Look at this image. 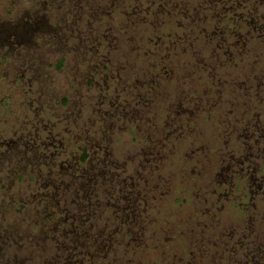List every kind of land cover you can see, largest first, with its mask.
<instances>
[{
    "label": "rangeland",
    "instance_id": "rangeland-1",
    "mask_svg": "<svg viewBox=\"0 0 264 264\" xmlns=\"http://www.w3.org/2000/svg\"><path fill=\"white\" fill-rule=\"evenodd\" d=\"M96 1L101 8L107 7L109 14L105 11L95 16L84 6L79 17L69 19L57 33L59 45L53 42L45 47L37 39H25V50L15 48L12 59L0 60V71L9 74L5 82L0 72V264H62L61 259L74 250L87 255L80 254L78 264H264V79L252 78L255 67L251 65V74L245 77L250 88L262 90L250 94V107L236 100L223 107L213 108L211 103L210 109L186 97L183 105L189 111L172 118L177 98H190L194 87H173L168 82L155 85L160 80L152 73L153 61H144L139 53L140 45L152 47L143 37L148 27L119 11L111 13L110 0ZM115 2L119 10L127 4V0ZM255 2L264 11V0ZM141 29H145L142 34ZM87 31L98 32L96 42L106 38L113 44L110 61L125 67L129 72L125 78H118L116 69L107 64L98 67L88 53L90 39L82 40ZM107 33V37L101 36ZM255 39L251 37L252 42ZM250 51V64L257 52L262 54L259 61L264 68V44L253 43ZM17 55L20 61L14 59ZM63 55L66 60L59 69L57 61ZM99 57L105 61V56ZM243 66L237 68L246 73ZM135 81L150 91L156 87L142 95L153 102L137 108L132 105L131 113L116 108L115 97L121 94L118 89L132 91L125 101L140 95L131 88ZM174 90L180 96L169 100ZM202 91L206 97L212 93ZM109 95L114 100L110 101ZM230 95L234 99L240 96ZM166 100L172 104L165 115L162 103ZM243 107L250 110L246 123ZM107 109L111 119L115 120L117 114L113 118L112 113L119 111L126 120L121 126L124 129L119 121H113L120 124L116 131L120 142L116 139L112 148L117 172L116 167L110 172L93 167L95 179L102 175L99 184L81 175L89 169L88 163H79V172L62 173L73 143L83 132L90 134L99 125L108 124L109 119L105 122L97 117ZM217 116L220 123L214 119ZM76 119L79 122L70 126ZM235 121L236 129H232ZM43 123L48 125L43 127ZM174 135L179 142L172 139ZM22 137H27V143ZM59 140L65 144L60 153ZM48 149L56 152L52 160L47 157ZM173 149L179 155L176 160H172ZM96 150L93 146L90 163L98 165ZM36 151L40 155L34 161ZM21 155L28 157L26 162L22 163ZM88 182L104 189L116 183V190L132 184L131 207L116 213L104 204L95 207L94 202L89 208L79 197ZM96 192L101 195L103 190L97 188ZM44 193H58L59 208L47 209L53 214L50 219L41 206ZM95 197L103 201L105 195ZM24 203L27 206L21 209ZM80 232L88 237H79Z\"/></svg>",
    "mask_w": 264,
    "mask_h": 264
},
{
    "label": "trees",
    "instance_id": "trees-1",
    "mask_svg": "<svg viewBox=\"0 0 264 264\" xmlns=\"http://www.w3.org/2000/svg\"><path fill=\"white\" fill-rule=\"evenodd\" d=\"M110 2L113 4V7H115L113 8L110 6L112 7L111 13H115V10L116 12L119 11L118 14L125 15L126 18H132V21L140 22L148 27V29H146V31L148 30V34L143 37L149 43H152V47L147 48L146 45H140L139 53L144 61H151V59L153 61L152 73H154V75L156 74L155 76L160 80L158 83L154 84L158 85L160 82H168L171 83L173 87L174 85L178 86L179 84H181V87L183 84L188 87L189 85L194 87L191 91L190 98L186 95L184 97H182L183 95L180 96L179 91L176 90H174V92L172 91L173 93H169V100L173 99V97L177 98L180 96L177 98L178 104L176 105V110H174L172 114V118L175 117L176 119L177 116H179V113L189 111L187 107L183 105V102H185L187 98V100L195 102L198 106L201 104L208 108L211 103L213 108L215 106L223 107L224 104L231 106V103H234L236 100L238 103H244V105L247 104L248 107H250V94L259 93L261 87L250 88V80L249 78H246L245 75L250 76V74L253 73L252 78H254V80L260 81V79H264V68L260 67L261 65L259 61L262 54L260 56L257 52L254 53L255 58L253 57V62L250 64V58L252 56V54L250 55V49L253 43L258 44L259 42H262V44H264V11L261 12L259 10L255 0H127V4L121 6V10H119V3L115 2V0H110ZM121 2L122 1H120V3ZM122 4L123 2L121 5ZM79 6H81V8ZM84 6L88 11L95 14V16H99L102 12L105 13V11L109 14V12H107V7L101 8L96 0H0V60L12 59L15 48L25 50V39H33V41L34 39H37L38 43L45 47L53 42L58 44L59 40L57 41L56 36L57 33H60L62 30V27L64 26L63 24L69 21V19H77L79 13H82V7ZM144 30L145 29H141V34ZM78 31L80 32L81 30ZM86 33L88 35L83 34L84 37H82V40L90 39L88 53L91 54V57L94 56L92 57L93 60L98 65L107 64V66H110V69H116L117 77L125 78L129 73L125 71V67L121 68L123 65L113 64V61H110L112 58L111 48L113 49V44L107 41L106 38L105 41L96 42L94 38L97 39L100 36L97 31H87ZM108 33H110V31ZM108 33L101 36L107 37ZM250 34L252 35L250 36ZM252 36L256 38V41H251ZM45 37H50L52 39L49 40ZM78 38L80 37L78 36ZM101 46L104 48H101ZM105 48L110 50L107 49V51ZM18 56L20 59H18ZM99 56H105V61L102 62ZM223 56L225 57L224 60L221 59ZM14 59L20 61L21 57L20 55H17ZM65 60V55H63L57 61V67L59 69L63 68ZM242 65L246 66L247 69L245 71L247 74L244 70H238L237 67H242ZM251 65L255 67V69L253 71L251 70L250 73ZM101 66L102 65L98 67ZM262 66L264 67V65ZM0 72H3V70ZM3 73L4 80L7 82L8 80H6V78L9 74L5 72ZM241 77H245V79L243 80ZM92 79L93 78H91V80ZM136 81L135 85L133 84L131 88L133 87V90L137 89L140 95L132 97L130 101H125L129 99L128 97L130 95H132V91L125 90L124 92L123 89H118L121 93L115 97V101L118 100V104L113 102L118 105L116 108L120 109L123 107V110L125 109L127 113H131L132 105L137 108V106L141 107V105H144L145 103L147 105V101H152V98L145 101L146 99L142 95L151 92L156 87L150 88V91L145 84ZM154 84L151 85L155 86ZM236 85L239 87L234 88ZM107 87L108 89L110 88V86ZM250 89H253V91L251 90L250 92ZM202 90L211 91L212 93L209 94V96L212 97V99H210L209 96H204ZM255 90L256 92H254ZM231 93H237V97L238 94H240L241 97L239 96V98L235 99L231 98ZM227 97H229V99ZM112 98H114V96L109 95L110 101L114 100ZM64 101L66 102L67 99H64ZM166 101V103H162L163 114L165 115L168 114L167 110H170L172 104L170 101ZM204 101H206V106ZM123 105H126V108ZM109 107H112V104H110ZM243 109V111H246L244 112L243 120L246 123L247 117H249L250 120V110H247L245 107H243ZM215 110L220 109L217 108ZM247 112L249 113L248 116ZM230 113L232 114L231 111ZM251 113L252 115H255L254 112ZM112 114H114L113 118L114 116L116 117L117 114L115 120L111 119V112H108V109L107 112L98 114L97 117L100 119L99 121L106 122V120L109 119L110 121L108 124L104 122L105 125H99L100 127L92 129L90 134H87V131H84L82 135L83 137L73 143V153L68 160L64 162V167L61 165V168L63 167V170L61 171L62 173L68 171H71L72 173L77 172L81 166L79 163H88L87 165L89 169L85 172H81V175L85 179H88L89 182H92L96 176L95 168L93 167H97L100 170H103V172H110L118 165V160L112 153V148L116 144V136H118L116 131L120 124L114 125L113 121H119L122 124L120 125V128L124 129L122 127L124 124L123 120L125 119L120 116L119 111L113 112ZM120 117H122L121 121L119 120ZM216 118L220 123L219 116L214 117V119ZM240 118H242V114H240L239 120ZM79 120L80 119L71 120L69 125L71 126L74 123H78ZM90 121L95 122L96 119H91ZM48 124L43 123V127ZM234 125H236V121L233 126ZM231 128L236 129V126ZM125 130L124 133H127V129ZM129 130H131V128ZM226 133L227 131L225 134ZM175 136L178 135H174L172 139L175 142H179V138H176ZM22 140L25 143L28 141L27 137H22ZM14 141L15 140H12L11 142ZM118 142L120 141L118 140ZM34 145L38 150V144ZM93 146L97 148L94 156L98 160V165L90 163V158L93 156V153L91 152ZM58 147L60 149L65 147L63 141H60ZM47 151H50V149ZM61 151H63V149L58 153ZM52 152L53 151L47 152V157H50L51 160L55 157L54 153H56ZM172 153L174 154L172 160L178 159V152L173 149ZM34 154L37 155L34 157V161H36L40 154L37 153V151ZM18 157L21 159L22 163L26 162L28 159L26 155ZM78 157L79 159H77ZM21 161L19 162L21 163ZM172 164H174V162ZM116 169L117 167L115 168V171ZM21 171L22 169L18 170L19 173H21ZM118 172L120 173L121 170L118 169ZM98 177L94 181L99 184L101 182L98 180H101L102 175L99 177L100 179ZM93 185L94 183L86 184L84 191H80V195L78 193L80 199L88 202L89 208L93 206L94 202H96L95 207L104 204L109 208L108 211H114L116 213H121L120 211H122V209L125 212L126 208L131 207L133 199L129 196V187L132 186V184L120 185L118 190H116V188H118L119 185L116 183L105 189ZM96 187L103 190L102 194L105 195L103 201L100 197H95L102 196V194L100 195L96 192ZM124 189L129 190V192H125ZM73 193L75 194L76 192ZM57 194L58 193H44L40 198L41 206H43V211L46 212L45 214L48 219L52 218L53 214H50L47 209L59 208V203L56 200ZM21 205V209H25L27 206L26 203ZM122 219L123 223H126L128 217L126 216ZM87 221H89V219ZM119 222L122 223L121 219ZM89 227H92V225L90 224ZM109 228H112L111 224L108 229ZM85 235L88 237L87 234H83L82 232L79 233V237ZM101 236L103 237L105 234ZM257 253H260V251H257ZM80 254L87 257L83 252L81 253L74 250L64 257V259H61L63 260L62 264H65V262H69V264H78V256ZM55 264H58L57 261Z\"/></svg>",
    "mask_w": 264,
    "mask_h": 264
}]
</instances>
